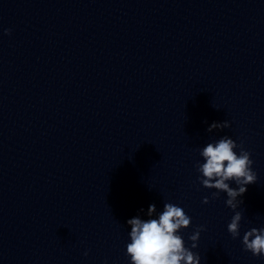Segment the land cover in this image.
<instances>
[{
  "label": "water",
  "instance_id": "1",
  "mask_svg": "<svg viewBox=\"0 0 264 264\" xmlns=\"http://www.w3.org/2000/svg\"><path fill=\"white\" fill-rule=\"evenodd\" d=\"M263 64L264 0H0V264H79Z\"/></svg>",
  "mask_w": 264,
  "mask_h": 264
},
{
  "label": "clouds",
  "instance_id": "2",
  "mask_svg": "<svg viewBox=\"0 0 264 264\" xmlns=\"http://www.w3.org/2000/svg\"><path fill=\"white\" fill-rule=\"evenodd\" d=\"M4 34L10 35L11 29H4ZM230 122H213L207 129H226ZM239 148L237 153L236 149ZM203 162H196L199 183L206 189H215L211 199H217L221 192L226 193L225 205L232 209L234 215L227 225V230L235 240L240 237L243 213L237 211L243 204L242 197L247 191V185L257 182V173L253 170L254 161L251 153L244 149L242 144L228 136H223L215 142H209L199 150ZM235 183L236 188L231 187ZM210 198L204 196L203 204H208ZM157 213L156 205H149L148 219L139 216L127 221L130 226V243L126 245V255L130 257V264H201V257L185 246L181 230L191 226V217L183 208L173 203H165L163 211L157 218H152ZM204 226L199 225L189 236L192 241L191 248L195 249L200 233ZM243 250L253 256L264 257V228H251L242 237ZM87 255V252L84 253Z\"/></svg>",
  "mask_w": 264,
  "mask_h": 264
}]
</instances>
